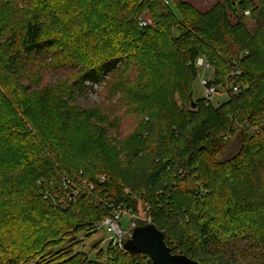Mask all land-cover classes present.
<instances>
[{"label":"trees","instance_id":"trees-1","mask_svg":"<svg viewBox=\"0 0 264 264\" xmlns=\"http://www.w3.org/2000/svg\"><path fill=\"white\" fill-rule=\"evenodd\" d=\"M172 1L174 6L171 0L169 4L163 0H0V101L14 114L8 119L14 121L11 124L0 115V155L13 150L3 143L19 144V130L37 138L44 134L38 120L46 123L45 117H32L39 114L28 112L29 100L19 102L8 84L22 87L25 97L34 96L45 74L55 70L61 59L67 56V65L76 67V76L61 86L51 101L59 125L57 138L48 145L50 154L42 147L30 151L31 158L25 152L18 156L16 152L10 158L15 163L13 167L25 162L35 178L32 200L22 203V210L17 208L16 200L9 203V197L0 194V264H152L146 253L131 254L112 242L102 247L103 239L92 242L95 259L76 250L82 242L75 234L83 231L86 238L95 235L112 204L136 212L140 203L151 223L163 230L174 253L189 255L202 264H228L229 257L225 258L226 251L221 247L222 226L238 223L248 229L251 222L264 226V54L255 61L257 48L251 45L257 35L249 34L244 16V11L251 9L257 23L263 24V1L225 0L204 12L187 1ZM144 9L152 11L167 35L153 36L149 24L139 25L138 15ZM176 28L180 34L169 37ZM164 38L170 44H161ZM107 45L112 49L103 51ZM245 48L253 53L234 63L233 59H239ZM144 51H151L155 59H185L194 77L189 84L190 105H182L184 110L177 105L176 94L182 93L177 81L160 85L161 102L167 104L163 113H167L159 117L158 141L170 149L171 155L157 156L159 162L148 175L147 184L137 187L127 182L124 172L97 164L96 154L72 150L69 137L76 124L83 121L94 128L99 140L106 139L100 126L107 119L106 111L98 106L88 108L80 99L108 77L122 76L128 69L138 75L139 68H144L142 64L153 59ZM200 55H206L215 68L212 81L222 84L228 92V99L218 106H206L202 98L196 99L197 104L192 107V85ZM233 68L240 73L230 74ZM131 72L121 78L125 82H115L112 91L125 88L133 102H151L154 92L133 83ZM236 83L240 90H234ZM238 97L241 102H234ZM150 117L145 116L146 124L136 128V139L141 140L130 147L135 157L142 154L138 147L142 136L148 133L149 121H154ZM238 129L247 136L244 143L235 153L218 159ZM2 145L6 147L3 149ZM110 146V154H118L119 150ZM89 160L93 163L89 164ZM222 174L233 181L222 179ZM102 175L106 177L104 181ZM66 180L74 181L71 187L79 191L65 189L62 195L67 199L59 202L60 193L54 195L49 190L53 181L62 187ZM127 187L130 193L126 192ZM7 193L12 195L9 190ZM14 197L18 196L13 194ZM189 199L193 206L188 207ZM147 201L149 205L145 207ZM212 202L219 216L205 206ZM177 221H182L181 227H177ZM147 223L138 221V225ZM71 236L74 237L68 240L69 245L63 248L62 243ZM55 248H59L57 252L53 251Z\"/></svg>","mask_w":264,"mask_h":264},{"label":"rangeland","instance_id":"rangeland-1","mask_svg":"<svg viewBox=\"0 0 264 264\" xmlns=\"http://www.w3.org/2000/svg\"><path fill=\"white\" fill-rule=\"evenodd\" d=\"M183 1L191 3L195 9L202 12L207 11L211 8H217L219 5H222L225 2V0ZM261 1H263L264 4V0ZM256 3L257 1L254 2V4ZM171 5H175L172 0ZM138 16L146 18L148 20L149 25L152 27L151 29L153 30V36L163 38V35H167V33L164 32V28H161L160 22H158L157 19L153 16L152 11L150 9H144ZM244 16H246L245 22L249 28V34L251 36L257 35L251 47L257 48L256 50H254V58L255 61H258L262 59V56L264 54V23L261 25L257 23L256 19L254 18L255 16L251 13V9H246L244 11ZM87 19L89 23L91 18L88 17ZM170 33L171 34H169V37H177L180 34V30L176 28L173 29ZM98 35L101 36L100 33H98ZM167 43L170 44V40H167L165 38L164 41L161 40V44L167 45ZM103 49V51H108L112 49V47L107 45L103 46ZM160 51H158V55L162 56V52ZM87 52L88 49L86 50V53ZM249 53L252 54L253 51L251 52L247 48L243 49L239 53V59H233L234 63L237 64L240 59L246 57ZM143 54L149 55L150 58H153V54L151 53V51H144ZM67 64L70 63L69 58L67 59L66 56V59L60 60V65L55 70L48 71L42 81V86L46 88L41 89V86L34 92V96L26 94L25 97V95L23 94L22 87H20L16 83L8 84L9 88L13 90V93L19 97V102L23 104L26 98L29 100V106L26 108L28 112L39 114V116L32 117L39 118L40 116H42L45 117L44 120H46V123L43 120L41 122L38 120L40 129L43 130V135L39 134V137L37 138L31 137L32 134L28 136L27 134H23V132L19 130L17 132L16 139L17 141L19 140V144H14L11 141L3 143L6 146H11L12 149L15 151L6 150L3 155H0V194H2L3 196L5 195V197H9V203L12 200H16L17 208H20V210H22L23 208L22 203H25L27 201L30 202L32 200V196H30V194H32V188L35 177L30 173V171H28V169H26L28 166H26L27 164L25 162L21 161L19 163V166L21 167H13L11 165H15V163H13V159L10 158L13 157L16 152L17 156L25 152V155L28 158H31L33 156L30 151L39 150L42 147L46 148V152L50 154L51 148H49L48 145L53 144L54 140L57 138V136L55 137L56 127L59 125L58 115L55 112L51 101L52 98L57 95V90L60 89L61 86L67 85L69 81L76 76V67ZM142 66L144 68H139L138 75H133L131 69H128L127 73H122V76L119 75L114 79L108 77L106 81L102 82L101 84L94 85V87H92V90L89 88V95L83 100L79 98L80 101L83 102L82 104H84V106H87L88 108L98 106V108H101L102 110L106 111V121L100 122V126L102 125L103 131L106 132V139L99 140L94 128L90 124H87L83 121L78 122L76 124L69 137V140L71 141L72 150L79 151L81 153L88 152L89 155L92 156L93 154H96V156L94 157L99 158L97 164L107 165L116 172H124L127 178V182L137 187H142L147 184L146 179L148 175L156 169L157 162H159V159H155L157 158V156L171 155L170 149H168L167 146L163 147L161 144H159L158 141L161 135V129L159 128V124L161 123V121L159 120V117L161 119V116L167 113H163V109L167 106V104L161 102V90L159 89L160 85H163V83L167 81H177L176 85L182 91V93L176 94L177 105H187L188 108V106L190 105L188 101L190 98L188 94L189 84L192 77H194L192 71L188 66V62L185 59L179 61L174 57H169V59H155L154 57L151 62H149L148 64L144 62V65L142 64ZM130 72L131 75H133L132 77H130L133 83L141 85L140 87H147L154 92L155 96L151 102H133L128 92V89L125 88L120 87L119 89L117 88L116 92L112 91L114 90L113 88L115 87V82H117L118 80L120 82H125L122 81L121 78L128 76ZM215 74L216 72L213 65L209 69H206L205 71L203 70V72L198 71L197 74H194L196 78L193 79L192 90L193 99L195 101L196 99L202 100L205 95L204 86L202 84V76L207 75L209 77H214ZM7 81H11L10 78H7ZM25 84L26 82L23 83V85ZM128 86L129 88L131 87L130 84H128ZM245 88L247 91L249 90V86L247 84H245ZM226 99H228V92L223 87V85L220 84L218 91L215 93V96L211 99L212 101L208 102L204 98V104L206 106H218L222 104ZM234 102L240 103L241 98L238 97L234 99ZM185 106H182L183 110ZM204 107V105L201 106L202 111L204 110ZM201 108L198 109L201 110ZM7 110L8 108L4 107V105H2V102L0 101V115L7 118L8 120L9 118L13 117L14 114L12 112L13 110ZM20 111L22 112L21 107ZM147 115H151L150 118H153L154 121H152V119L149 121V130L148 133H146L145 135L142 136L140 134L142 130L139 129V136H142L143 140L140 143V147H138V151L140 152V150H142V154H138V156L135 157L133 154L136 153L135 151H132L130 147H133L139 140H141V138H138V140L136 139V128H139L142 123L146 124L147 120L145 119L144 121V118ZM8 121L11 124L12 120ZM243 134L244 132L242 129L240 131L238 129L235 134H232V137H229L231 141L228 143L224 151L217 155V158L222 159L224 157H227V155L235 153L237 149L244 143L245 138H247V136H242ZM5 145H2L3 149L6 147ZM110 145L115 146L117 150H119L118 154H115V152L113 154H110ZM130 157L131 161H129ZM8 158L9 160L7 161ZM21 158L24 157L20 156V159ZM165 159L167 158H163L162 161ZM88 162L89 164L93 163V161L91 160H89ZM89 169H91V167ZM221 176L222 179L227 180L228 182L233 181L229 177H223V174ZM224 182L225 181H223V183ZM69 188L71 190H74L75 192L79 191L78 189L72 188L71 185H63L62 187H58L57 182L53 181L49 192L54 195L55 193L59 192V202H61L62 199H67V197L63 198L62 194L65 189L69 190ZM4 189H8L12 195H8V190L3 191ZM126 192H131L129 187H127ZM13 194L17 195L18 197L12 198ZM260 197L261 194L257 195V198ZM189 200L191 201V199ZM193 204L194 202L191 201V204H189L188 207L193 206ZM146 205H149L148 201L145 202V207ZM205 206L210 209L213 208L214 213L219 216V213L217 212L215 204L213 202L212 205ZM116 209H120L121 211H123V215H121V217L117 215ZM249 217H251V215ZM249 217H246V219L249 220ZM108 218H112L114 219V221L116 220L115 222H117V225H115V227L117 230H125L126 228H128L132 221H135V223L138 225L139 220L147 221L149 219L146 215V212H144L141 208L140 203L136 212L130 209H125L122 206L120 207L112 204L110 214L107 215L102 222H106V219ZM181 223L182 221H177V227H181ZM221 229L222 231H220V234L223 240L221 243V247L223 250L226 251V253L224 252L225 254L223 253L225 255V258L229 257V261L227 262L228 264H264L263 225H259L256 222H251L250 228L247 229L241 224L235 223L232 226H230L229 224V226L226 228L222 226ZM190 231L191 230L189 229V232ZM85 234L86 233H84L83 231H80L75 234V237H77L82 242L76 247V250L87 252L88 257L91 259H95L96 254L95 250L92 249V242L94 243L100 239H103L102 247L106 248L109 242L108 237L112 235V233L108 232L107 229L104 227H102L95 235L91 236V238H86ZM192 234L193 236L195 235L194 232H192ZM73 237L74 236H71L68 237L69 239H65V241L62 243L63 248L69 245L68 240L72 239ZM58 249L59 248H55L53 249V251L57 252ZM36 262L37 261H31L25 264H35Z\"/></svg>","mask_w":264,"mask_h":264},{"label":"water","instance_id":"water-1","mask_svg":"<svg viewBox=\"0 0 264 264\" xmlns=\"http://www.w3.org/2000/svg\"><path fill=\"white\" fill-rule=\"evenodd\" d=\"M192 107L197 102L192 99ZM125 249L134 254L143 252L150 256L152 264H201L189 255L174 253L165 240L163 230L154 223L137 225L125 242Z\"/></svg>","mask_w":264,"mask_h":264},{"label":"built area","instance_id":"built-area-1","mask_svg":"<svg viewBox=\"0 0 264 264\" xmlns=\"http://www.w3.org/2000/svg\"><path fill=\"white\" fill-rule=\"evenodd\" d=\"M163 1H165L167 4L170 2L169 0H163ZM138 23L140 26H146L149 24L148 20L143 17L138 18ZM211 66H212L211 61L206 55H200L197 57L196 67L198 68V71L203 72V70L205 71L206 69H209ZM239 73L240 70L237 68H233L232 71L230 72V74H239ZM212 79H213L212 76L211 77L207 75L202 76V84L204 86V93H205L203 98H205L208 102L212 101L211 99L215 96V93L219 89V85L217 83H214ZM233 88L234 90H240V84L239 83L234 84ZM105 179L106 178L104 176L101 177V181H104ZM65 182H64L65 186L75 184V182L72 180H66ZM116 213L120 217L121 215H123V211H121L120 209H116ZM148 218L149 219L147 220V222L150 223L151 218L150 217ZM106 220H107L106 222H101V224L98 225V228L100 229L102 227L106 228L108 232L112 233V235L108 237V241L112 242L115 246L121 249H125V242L131 236L137 224L135 223V221H132L131 224L128 226V228H126L125 230H117L115 227V225H117V222H115L116 220L114 221V219L112 218H108Z\"/></svg>","mask_w":264,"mask_h":264},{"label":"bare ground","instance_id":"bare-ground-1","mask_svg":"<svg viewBox=\"0 0 264 264\" xmlns=\"http://www.w3.org/2000/svg\"><path fill=\"white\" fill-rule=\"evenodd\" d=\"M222 93V92H221ZM60 184V183H59ZM88 187V186H87ZM81 193V192H80ZM63 200V199H62Z\"/></svg>","mask_w":264,"mask_h":264}]
</instances>
